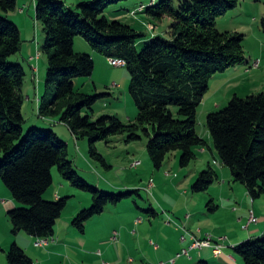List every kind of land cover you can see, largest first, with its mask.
I'll return each instance as SVG.
<instances>
[{"label": "trees", "instance_id": "1", "mask_svg": "<svg viewBox=\"0 0 264 264\" xmlns=\"http://www.w3.org/2000/svg\"><path fill=\"white\" fill-rule=\"evenodd\" d=\"M124 1L128 0L83 1L74 10L64 0H36L35 19L44 28L43 51L48 57L47 91L39 101V116L57 118L75 138L89 139L91 155L106 167L96 144L117 135H128V143L139 141L142 131L149 137L147 149L156 169L161 170L173 152H181L180 166L187 168L197 159L196 149L205 151L207 147L197 132V117L211 79L247 62L245 36L217 28V20L238 8L240 0H185L178 8L173 0L152 2L147 15L156 22L171 18L173 25L169 38L157 36L141 51L138 43L146 36L143 32L104 15L109 6ZM18 6L19 0H0V180L18 205L8 213L12 233L25 232L36 239L54 236L68 204L67 198L44 199L54 183L55 168L73 186L93 193L91 208L80 211L72 222L84 233L88 221L102 215L107 206L118 205L126 194L91 188L77 175L68 144L55 131L33 127L25 133L27 73L22 64L12 61L23 50L22 32L2 14L15 12ZM262 25L264 28V19ZM78 36L108 59L126 61L130 94L138 108L135 121L124 124L114 116L93 120L91 115H83L84 110H93L101 95L92 97L76 88L77 79L91 78L95 70L93 56L76 51ZM207 126L233 182L244 186L253 200L261 198L264 92L247 98L235 96L224 110L208 115ZM219 180V173L209 165L193 191L204 193ZM208 207L211 212L217 209L213 203ZM236 252L245 264H264V235L241 243ZM7 260L8 264H33L17 243L9 249Z\"/></svg>", "mask_w": 264, "mask_h": 264}, {"label": "rangeland", "instance_id": "2", "mask_svg": "<svg viewBox=\"0 0 264 264\" xmlns=\"http://www.w3.org/2000/svg\"><path fill=\"white\" fill-rule=\"evenodd\" d=\"M64 1L68 7L75 10L79 3L90 0ZM162 1L128 0L109 6L104 15L110 21H120L132 26L138 32H143L146 36L138 43V49L141 51L157 36L170 37L173 20L165 18L162 22H156L146 13L147 7L152 2L157 5ZM183 1L185 0H173V6L178 8ZM142 5L146 8L143 6L144 8L141 10L139 7ZM21 8L24 9V12L21 11ZM2 14L14 21L22 32L23 50L13 57L12 61L22 64L27 73L23 88L25 133L28 134L33 127L40 131L49 129L55 131L68 144L69 160L73 162L77 175L91 188L109 194H126L119 205L107 207L104 215L112 219V222L107 224L130 227L129 224L136 218L142 219L140 222L145 220V223L139 227V231L146 234V230L151 231L153 228L151 223L154 222L155 232L149 234V237H153L160 233V224H164L161 220L163 217L167 221L173 222L170 225L172 229L164 228L165 230H162V234L166 235L167 233L172 235L174 230H178L180 225L187 222L185 225L189 230L181 227L182 235L179 236L181 240L188 232L199 233L198 235L204 232L205 237L211 236L212 238L214 232L219 234V229L216 228L217 221L222 223L218 217L214 218L216 212L212 213L208 205L209 203H222L224 191L221 189L224 180L222 168L225 167L229 173L231 170L220 161L210 136L207 118L211 113L224 110L235 96L247 98L264 92V28L262 25L264 0H240L238 8L217 20V28L220 32L232 35L239 33L245 36L244 50L247 62L215 75L210 81L209 92L198 110L197 117V132L207 143L206 153L202 149H196L197 159L189 167L182 168L180 166L181 152H173L168 156L161 170L156 169L152 162L147 149L149 137L142 131L139 132L141 136L139 141L128 143V135H117L111 137L109 141L97 143L98 152L107 161L108 167H106L91 155L89 139L75 138L68 126L60 123L57 118H41L39 116V101L47 91L48 57L43 51L46 41L44 28L40 22L35 20L36 0H19V6L15 12ZM75 41L76 51L86 54L87 52L79 51L83 50L84 45H89L85 39L78 36ZM89 50L93 51L88 54L94 58V74L91 78L77 79L75 81L76 88L92 97L101 96L97 98L93 110H84L83 115H91L93 120L104 115L114 116L124 124L135 121L138 116V108L129 90L131 84L129 70L127 67H113L109 64L107 57L94 51L91 47ZM138 162L139 165L142 163L144 165L139 166ZM209 165L219 173L220 180L208 191L195 193L193 186ZM53 177L54 183L44 194V199L54 202L67 198L68 204L61 218L64 223L68 222L69 224L72 222L69 219L71 216L76 217L80 211L91 208L93 193L73 186L70 181L63 178L57 168L53 170ZM227 180L225 191H229L231 184L243 187L241 184ZM235 194L239 197H236L237 200L235 199L234 203H243L240 200L242 195L238 190ZM58 197L60 198L58 199ZM257 200L264 203V194ZM250 201H252L251 196ZM0 203H15L11 191L1 180ZM151 203H156L158 206L154 209ZM185 203H203L206 212L198 211L195 207L189 209ZM202 206H199L198 209ZM159 207L161 211H159ZM174 209L183 212V216L175 213ZM156 213L161 217H155ZM223 214L225 213L221 210L219 215ZM187 215L192 219L184 220ZM253 215L251 214L250 218L251 224L258 222V218L255 216V220L252 221ZM228 216L230 215L228 214ZM228 216L227 219H229ZM98 218L94 221H99ZM153 245L158 248L156 244ZM137 255L138 253L133 257L135 260H138ZM173 261L171 260V262ZM5 264H8L7 259Z\"/></svg>", "mask_w": 264, "mask_h": 264}, {"label": "crops", "instance_id": "3", "mask_svg": "<svg viewBox=\"0 0 264 264\" xmlns=\"http://www.w3.org/2000/svg\"><path fill=\"white\" fill-rule=\"evenodd\" d=\"M21 11L24 12V9L21 8ZM74 45L76 46V41ZM89 48V45H84L83 50L79 51L93 53ZM203 152L206 153V151ZM143 165L142 163L139 166ZM222 173L224 176L221 185V189H224L223 201L222 203H213L217 209L212 212H216L214 218L218 217L222 223L217 221L216 228L219 229V234L217 232L213 234L215 242L223 239L220 242L223 248L219 256H215L210 248H192L193 237L205 239L207 236H204V232H201V235L188 232L183 234L185 239L179 238L182 235L181 227L189 230L185 225L187 222L180 225L178 230H174L172 235L162 234V230L172 229L170 225L173 222L167 221L166 218L156 213L155 217L160 216L164 224H160L158 235L149 237L150 233L155 232L154 222L151 223L153 227L151 231L146 230V234H143L139 231V227L145 223V220L140 222L142 219L136 218L129 224L130 227H117L116 224H107L112 222V219L105 217L106 210L102 215L87 222L84 233L79 232L73 226L74 215L69 218L72 220L69 224L68 222L64 223L62 218L59 219L54 236L47 239L46 245L37 246L39 239L29 236L25 232H21L17 236L12 233V224L8 213L18 205L16 203H0V264H5L7 250L13 243H17L25 250L33 260V264H157L160 262L165 264H245L242 257L236 252V247L245 241L264 235V203H261V200L252 199L250 201V195L244 186L239 187L231 184L229 191H225L228 184L227 179L233 182V177L231 171L229 173L225 167L222 168ZM236 190L242 195L240 200L243 203H234L236 197H239L235 194ZM185 204L189 209L195 207L198 211L206 212L203 203ZM151 205L154 209L158 206L156 203H151ZM201 205L203 206L198 209ZM162 207L164 206L162 205ZM221 210L225 213L222 216L219 215ZM159 211H161L160 207ZM173 211L181 216L184 214L176 209ZM251 212L258 218L257 223H250ZM96 218L99 221H94L97 220ZM190 218L187 215L184 220ZM153 244H156L158 248ZM185 249L189 250L188 255L182 254ZM137 253L138 260H135L133 257ZM171 260L174 261L171 262Z\"/></svg>", "mask_w": 264, "mask_h": 264}, {"label": "built area", "instance_id": "4", "mask_svg": "<svg viewBox=\"0 0 264 264\" xmlns=\"http://www.w3.org/2000/svg\"><path fill=\"white\" fill-rule=\"evenodd\" d=\"M144 7L142 6L140 9L142 10ZM109 64L112 65L113 67H125L126 66V61L123 59L119 58H110L109 59ZM258 66V65H257ZM140 163L138 162L137 165ZM253 215V212L251 213ZM254 215L252 217V221H254ZM185 239V238H183ZM194 243L192 244V248L194 249H204V248H210L213 250V253L215 256H219L222 253V248L223 246L221 245V239H219L217 242L214 241V239L211 236H207L206 239H197L193 237ZM214 241V243H213ZM48 243L47 239H39L37 242V246H44ZM183 255H188L189 250L186 249L182 252ZM180 256V255H179ZM164 264V263H160Z\"/></svg>", "mask_w": 264, "mask_h": 264}]
</instances>
